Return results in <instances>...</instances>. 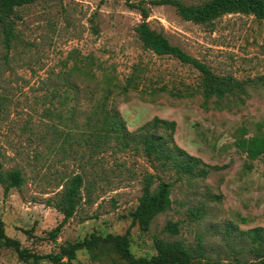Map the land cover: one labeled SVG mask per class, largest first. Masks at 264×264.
<instances>
[{
	"label": "rangeland",
	"instance_id": "rangeland-1",
	"mask_svg": "<svg viewBox=\"0 0 264 264\" xmlns=\"http://www.w3.org/2000/svg\"><path fill=\"white\" fill-rule=\"evenodd\" d=\"M130 1L148 9L151 27L215 72H228L237 78L264 75V20L228 13L211 24H198L182 19L170 4ZM17 13L15 38L8 45L0 27V164L5 169L19 168L24 180L7 194L0 184V217L6 234L22 246L42 252L55 247L37 240L62 218L47 199L59 190L56 183L61 175L76 172H84L86 179L83 200L63 225L57 243L82 239L91 232H123L146 172L173 182L171 206L154 218L148 230L132 228L135 253L152 250L153 238L158 236L193 246L200 240L212 257L225 258L228 247L222 235L227 225L237 230L264 227V161L246 159L234 145L239 125H246L250 133L257 124L264 130V89H256L236 110L203 109L202 98L195 91L198 72L176 57L145 49L134 31L141 15L126 0H34L19 7ZM71 50L90 54L96 62L114 68L121 82L137 66L139 89L130 90L126 97L112 94L111 104L127 128L134 130L155 115L174 120L175 142L218 168L205 178L188 180L172 170L153 167L146 157L129 149L109 148L89 160L84 147L77 146L72 153L51 150L52 137L46 127L52 120L45 116V108L67 114L75 104L69 100L62 105L51 95L58 86L55 74L65 70L62 62ZM58 90L63 93L62 87ZM80 102L74 112L82 120V109L88 102ZM39 152L41 157H35ZM196 207L204 209L203 218L189 216ZM167 221L178 223L176 234L165 230ZM24 229H30L33 237ZM232 243L244 253L243 258L254 257L252 251H245L251 246L248 236ZM0 264H19L16 253L0 246ZM75 264L101 263L79 251Z\"/></svg>",
	"mask_w": 264,
	"mask_h": 264
},
{
	"label": "trees",
	"instance_id": "trees-1",
	"mask_svg": "<svg viewBox=\"0 0 264 264\" xmlns=\"http://www.w3.org/2000/svg\"><path fill=\"white\" fill-rule=\"evenodd\" d=\"M33 1L0 0V27L7 45L15 38L14 20L18 17L17 9ZM126 3L138 9L141 15L134 31L145 49L157 55L176 57L181 63L190 65L198 72L199 80L195 91L202 98L203 109L236 110L245 104L256 89H264V75L237 78L228 72H215L203 60L191 55L176 43H171L164 32L151 27L147 21L149 12L144 5L130 0H126ZM151 3L170 4L182 19L198 24H211L216 18L228 13H243L264 20V0H201L196 3L151 0ZM62 65L65 70L55 74L58 86L51 95L57 96L62 105L69 100H74L75 104L67 114L60 109L52 111L49 107L45 108V116L52 120L46 128L51 133L49 147L54 152L60 150L62 153H72L75 147H84L88 150L89 160L93 154L109 148L117 151L129 149L146 157L153 167L162 171L172 170L178 177L188 180L205 178L213 169L218 168L217 165H210L199 156L188 153L175 142L174 120L155 115L134 130L127 128L125 119L111 104L112 94L126 97L130 90L139 89L141 76L137 66L121 82L114 68H107L96 62L94 56L81 54L77 50L69 51ZM61 87L63 93L58 90ZM161 89H165V86ZM81 99L88 102L87 108L82 109V120L74 112ZM49 102L52 104L51 99ZM54 117L56 120H53ZM57 122L68 129L61 130ZM59 139L61 141L57 144ZM234 145L246 159L264 161L262 125L257 124L252 133L246 125H239L235 131ZM41 155L39 152L35 157ZM156 179L157 183L154 185ZM23 181L19 168L5 169L0 164V184L4 194L12 188H19ZM85 183L84 172L63 174L60 182L56 183L59 190L47 199L48 204L62 214V218L52 229L37 238L41 242L54 244L55 247L51 250L42 252L22 246L17 238L6 234L1 217L0 246L12 249L19 264H75L79 251H84L101 264H264V227L261 226L237 230L236 227L227 225L222 235L228 247L225 258L212 257L200 240L193 246L179 239L158 236L153 238L152 250L135 253L132 228L137 226L140 231L148 230L154 218L171 206L173 182L151 172H146L143 176L141 194L135 208L130 212V222L123 232H91L82 239L57 243L63 225L76 213L83 200L82 188ZM87 192L90 195L89 186ZM204 215L202 207L192 209L189 214L192 219H201ZM165 230L176 234L178 223L167 221ZM23 231L33 237L30 229ZM243 235L251 240L250 249L245 251H252L253 258H243L244 253L232 243L233 239Z\"/></svg>",
	"mask_w": 264,
	"mask_h": 264
}]
</instances>
